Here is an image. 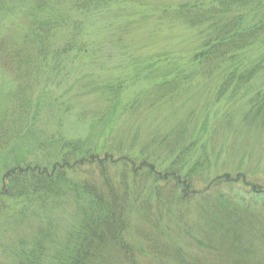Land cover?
<instances>
[{
    "label": "trees",
    "instance_id": "obj_1",
    "mask_svg": "<svg viewBox=\"0 0 264 264\" xmlns=\"http://www.w3.org/2000/svg\"><path fill=\"white\" fill-rule=\"evenodd\" d=\"M38 1L40 10L27 14L29 25L19 38L0 37V66L14 74L11 89L6 81L0 85L3 102H43L53 80L55 85L58 81L53 74L70 64L66 56L85 47L75 31L64 41H57L69 30L52 18L45 19V6L50 17L61 13L62 8L66 14L88 16L108 3ZM164 15L197 31L200 44L183 72L154 86L152 102L123 103L125 83H106L99 88L103 105L80 114L89 118L87 135L72 140L60 136L37 139L36 143L32 140V147L44 154L31 161H27L28 157L7 161L4 157L7 147L31 143L34 138L28 121L31 108L28 110L27 103H22L20 108L5 112L3 122L7 117L17 118V125L10 131L4 124L0 126V169L4 170L0 180V218L11 208L10 201H27L25 210L37 212V208L45 215L70 199L76 207L77 220L53 255L46 246L50 240L46 229H41L30 248H24L22 240L16 245L18 248L7 247L0 264H108L115 256L126 264H136L135 246L127 238L135 213L147 219V224L160 233L161 241L166 240L172 228L184 229L187 217L198 220L224 212L264 209V186H243L220 177L210 188L209 184L199 189L195 180L202 175L204 164L190 169L194 162H176L196 145L191 139L179 142L176 148L177 144H172L168 136H161L163 131L158 128L145 139L134 136L127 147L131 139L123 135L129 123L138 126L134 130H140L138 121L169 103L165 102L168 96L179 93L186 79L221 78L214 93L217 100L225 95L231 101L248 96L256 81L264 79V0H194L165 10ZM261 84L264 89V81ZM250 102H264V90L251 96ZM34 109L33 120L41 111L39 105ZM181 124L180 137L184 139L198 126L192 114ZM161 147L171 151L172 156L180 150V156L164 170L158 169L156 159L150 155ZM202 158L199 156L196 161ZM151 243L154 247L160 244Z\"/></svg>",
    "mask_w": 264,
    "mask_h": 264
},
{
    "label": "rangeland",
    "instance_id": "obj_2",
    "mask_svg": "<svg viewBox=\"0 0 264 264\" xmlns=\"http://www.w3.org/2000/svg\"><path fill=\"white\" fill-rule=\"evenodd\" d=\"M107 1L88 16L66 14L62 8L61 13L50 17L44 7L45 19L52 18L69 30L62 37L58 35L57 41H64L75 31L86 52L78 48L66 56L70 64L53 74L58 81L55 85L53 80L43 102H3L0 98V126H8L9 131L16 128L17 118L7 117L3 122L5 112L27 103L26 108H31L29 128L32 127L34 135L31 143L7 147L5 160L28 157L27 161H31L42 157L44 152L33 148L32 140L36 143L37 139L50 136L68 140L86 136L90 130L89 118L80 114L103 105L105 101L99 88L106 83H125L123 103L152 102L155 85L171 81L184 71L200 44L199 35L176 23L173 17L165 16L164 11L194 0ZM39 4L38 0H0V37L19 38L29 25L27 14L40 10ZM13 80V72L0 66V85L6 81L11 89ZM189 80H183L182 91L174 97L168 96L165 102L169 103L138 121L140 130H134L138 127L136 124H128L123 133L131 139L127 147L134 136L142 140L159 128V132L163 131L160 135L168 136L172 144H177L176 148L181 141L196 142L194 148L181 156L180 150L172 156L163 147L151 153L159 160L157 163L152 159L159 170L166 169L180 156L177 163L194 162L190 169L204 164L202 175L195 180L199 182V189L209 184L210 188L220 177L236 180L243 186H264V102H250L251 96L264 90L260 87L264 79L256 81L248 96L232 101L227 99L228 95L214 99L221 78ZM164 92L169 91L164 89ZM36 105L41 111L33 120ZM191 114L198 126L184 139L180 137V126ZM166 130L170 132L168 135L164 133ZM199 156H203V162L196 161ZM3 171L0 169V180ZM69 200L63 198L64 205L45 215L37 208V212L25 210L27 201H10L11 208L0 218V260L5 259L3 252L7 247H20L16 245L21 240L24 248H30L41 229H46L50 238L46 245L49 254L56 253L77 220L76 207ZM224 213L198 220L187 217L188 225L184 229L172 228L166 240L161 241L160 233L147 224V219L135 213L127 238L135 246L136 264H264V209ZM151 241L160 244L154 247ZM115 258L108 264H126L120 257Z\"/></svg>",
    "mask_w": 264,
    "mask_h": 264
}]
</instances>
